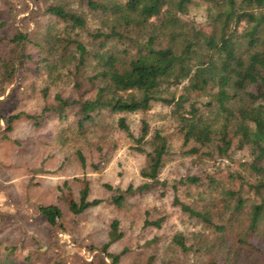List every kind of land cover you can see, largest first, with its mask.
<instances>
[{
  "label": "trees",
  "instance_id": "obj_1",
  "mask_svg": "<svg viewBox=\"0 0 264 264\" xmlns=\"http://www.w3.org/2000/svg\"><path fill=\"white\" fill-rule=\"evenodd\" d=\"M202 5L207 6L205 20L199 22L192 9ZM43 13L55 22L48 25L41 41L33 40L23 29L4 38L7 48L0 52L3 91L13 84L26 62L38 61L37 68L51 74L67 71L80 93L72 97L57 92L38 115H1L7 131H12L23 115L40 124L49 114L65 121L71 110L77 127L84 131L105 113L120 114L118 127L135 140L136 150L146 155L142 176L151 181L140 189H149L152 182H158L170 155V130L156 127L150 135V122L145 118L135 136L124 114L148 113L158 104L168 106L169 118L176 122L183 146L188 148L185 154L200 155L206 148L208 154L212 149L228 155L234 144L249 150L253 159L249 165L257 174L249 189L263 200L249 204L251 197L244 196L242 190L229 191L226 204L228 209L245 210L248 231L264 224V0H45ZM92 18L97 20L94 27ZM79 157L85 166L81 152ZM200 180L196 175L181 179L196 185L202 184ZM75 181L80 183L76 198L68 181L61 187L72 193L70 212L79 214L104 201L91 198L88 177ZM132 189V185L116 189L112 200L123 204ZM180 204L190 216L214 224L210 211ZM38 210L52 226L63 216L56 203L41 204ZM162 221L146 222L161 227ZM215 227L225 230L224 225ZM123 235L120 221L114 219L109 239L101 247L114 264L127 249L113 253L109 247ZM239 240L242 246L250 243L244 236ZM175 241L187 248L181 235L175 236ZM6 259L0 264H10L8 255ZM231 259L224 257L223 264H236Z\"/></svg>",
  "mask_w": 264,
  "mask_h": 264
},
{
  "label": "rangeland",
  "instance_id": "obj_2",
  "mask_svg": "<svg viewBox=\"0 0 264 264\" xmlns=\"http://www.w3.org/2000/svg\"><path fill=\"white\" fill-rule=\"evenodd\" d=\"M44 7L45 0H0V52L7 48L4 38L17 29L28 31L33 40L44 38L54 21L44 15ZM206 7L192 9L199 22L205 20ZM96 25L92 18L91 27ZM31 51L38 58V53ZM37 65L38 61L26 62L4 91L0 79V263L7 262L8 255L10 264H114L101 247L109 239L112 221L118 219L124 235L109 251L127 252L117 264H223L224 257L235 259L236 264H264V224L248 231L245 210L228 209L226 204L229 191L242 190L244 196L251 197L249 204L263 200L249 189L257 174L249 165L253 159L247 148L234 144L229 154L222 156L212 149L208 154L206 148L200 155L185 154L188 148L183 146L176 122L169 118L168 106L158 104L148 113L124 114L135 136L145 118L150 122V135L156 127L170 130L171 152L159 180L141 190V185L151 181L142 176L147 158L136 150L135 140L118 127L120 114L105 113L84 131L77 127L71 110L65 121L49 114L40 124L23 115L12 131L6 130L1 115H38L57 92L72 97L80 93L67 71L51 74ZM188 175L199 176L202 184L182 182ZM83 176L90 179L91 198L104 201L74 214L68 209L71 192L61 187L68 181L76 198L80 183L75 179ZM130 185L132 192L117 205L112 200L116 189L126 190ZM181 202L210 211L214 224L190 216ZM47 203L59 204L63 210L56 226L38 210ZM160 218L161 227L146 222ZM215 225H224L225 230ZM177 235L182 236L186 249L175 241ZM243 236L250 243L242 246L239 239Z\"/></svg>",
  "mask_w": 264,
  "mask_h": 264
}]
</instances>
